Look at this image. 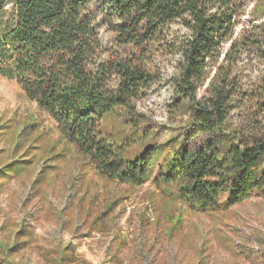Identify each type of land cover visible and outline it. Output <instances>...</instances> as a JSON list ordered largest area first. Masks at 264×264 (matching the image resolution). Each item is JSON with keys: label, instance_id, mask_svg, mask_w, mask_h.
<instances>
[{"label": "trees", "instance_id": "16d2710c", "mask_svg": "<svg viewBox=\"0 0 264 264\" xmlns=\"http://www.w3.org/2000/svg\"><path fill=\"white\" fill-rule=\"evenodd\" d=\"M243 1L15 0L16 23L0 32V75L15 81L62 141L102 177L142 186L152 179L157 149L148 146L141 158L125 161V145L103 131V120L117 110L137 114V102L161 81L150 63L156 46H162L158 52L176 59L173 107L189 105L191 136L204 141L167 156L154 180L175 184L193 212L228 210L264 198V21L237 38ZM8 5L0 0V14ZM255 9L264 16V5ZM104 27L116 35L119 50L104 46ZM244 56L261 65L248 87L238 71ZM235 111L248 122L232 130ZM21 162L27 171L35 157ZM9 167L0 168V193L13 181L5 172ZM40 182L38 177L33 185ZM35 240L30 227L5 220L0 264H28L26 251ZM79 259L75 250L58 249L50 264H79Z\"/></svg>", "mask_w": 264, "mask_h": 264}, {"label": "rangeland", "instance_id": "374dc122", "mask_svg": "<svg viewBox=\"0 0 264 264\" xmlns=\"http://www.w3.org/2000/svg\"><path fill=\"white\" fill-rule=\"evenodd\" d=\"M262 5L264 0L240 4L237 38L264 21L255 9ZM16 18L15 0H9L0 14V32L12 28ZM171 27L183 31L177 24ZM101 40L107 49L119 50L108 28L101 29ZM161 47L156 46L150 63L161 81L137 102V114L117 110L103 120V131L125 145V161L141 158L148 146L157 149L152 179L142 186L102 177L74 146L62 141L54 123L19 85L0 75V168L11 164L5 172L13 176L0 193V226L6 220L33 230L36 240L26 251V263L50 264L54 252L62 249L75 250L79 264H264V198L196 213L179 199L175 184L154 180L167 156L204 141L191 136L189 105L173 107L170 80L176 59L158 52ZM242 60L239 76L248 87L261 65L246 56ZM246 122L235 111L228 126L237 130ZM34 157L35 164L24 171L27 165L21 161ZM38 177L41 182L34 186Z\"/></svg>", "mask_w": 264, "mask_h": 264}]
</instances>
